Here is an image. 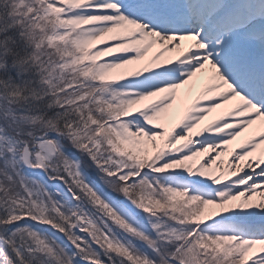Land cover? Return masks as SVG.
Masks as SVG:
<instances>
[{
	"label": "snow or ice",
	"instance_id": "1",
	"mask_svg": "<svg viewBox=\"0 0 264 264\" xmlns=\"http://www.w3.org/2000/svg\"><path fill=\"white\" fill-rule=\"evenodd\" d=\"M0 264H264V0H0Z\"/></svg>",
	"mask_w": 264,
	"mask_h": 264
},
{
	"label": "bare ground",
	"instance_id": "2",
	"mask_svg": "<svg viewBox=\"0 0 264 264\" xmlns=\"http://www.w3.org/2000/svg\"><path fill=\"white\" fill-rule=\"evenodd\" d=\"M222 111V109H218L216 112H213L211 114H209L208 120L210 121L211 119L215 118L219 112ZM208 121H205V123H207ZM240 140V138H238L237 141H235L234 143H237Z\"/></svg>",
	"mask_w": 264,
	"mask_h": 264
},
{
	"label": "rangeland",
	"instance_id": "3",
	"mask_svg": "<svg viewBox=\"0 0 264 264\" xmlns=\"http://www.w3.org/2000/svg\"><path fill=\"white\" fill-rule=\"evenodd\" d=\"M117 71H119V70H117Z\"/></svg>",
	"mask_w": 264,
	"mask_h": 264
}]
</instances>
